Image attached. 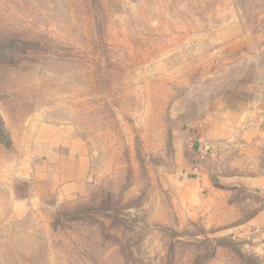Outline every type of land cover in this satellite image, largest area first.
<instances>
[{
	"label": "rangeland",
	"instance_id": "rangeland-1",
	"mask_svg": "<svg viewBox=\"0 0 264 264\" xmlns=\"http://www.w3.org/2000/svg\"><path fill=\"white\" fill-rule=\"evenodd\" d=\"M252 101L264 0H0V264H264L258 196L178 185Z\"/></svg>",
	"mask_w": 264,
	"mask_h": 264
},
{
	"label": "crops",
	"instance_id": "crops-1",
	"mask_svg": "<svg viewBox=\"0 0 264 264\" xmlns=\"http://www.w3.org/2000/svg\"><path fill=\"white\" fill-rule=\"evenodd\" d=\"M256 104L252 101L239 105L233 112L224 111L221 107L205 115L196 131L208 139L232 138L231 152L207 164L180 169L183 179L178 181V185L185 196H191L188 206L189 203L196 205L202 202L205 211L211 210L212 194L228 188L255 194L260 198L261 206L252 216L249 226L264 236V116H260Z\"/></svg>",
	"mask_w": 264,
	"mask_h": 264
},
{
	"label": "built area",
	"instance_id": "built-area-1",
	"mask_svg": "<svg viewBox=\"0 0 264 264\" xmlns=\"http://www.w3.org/2000/svg\"><path fill=\"white\" fill-rule=\"evenodd\" d=\"M227 147V144L225 142H211V141H203L200 144V148L203 153L210 154L212 156L215 155V151L223 149Z\"/></svg>",
	"mask_w": 264,
	"mask_h": 264
},
{
	"label": "trees",
	"instance_id": "trees-1",
	"mask_svg": "<svg viewBox=\"0 0 264 264\" xmlns=\"http://www.w3.org/2000/svg\"><path fill=\"white\" fill-rule=\"evenodd\" d=\"M0 142L8 146L11 143V138L8 131L5 128L4 122L0 116Z\"/></svg>",
	"mask_w": 264,
	"mask_h": 264
}]
</instances>
